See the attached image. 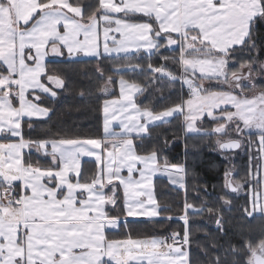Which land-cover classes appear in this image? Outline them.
I'll return each mask as SVG.
<instances>
[{
    "label": "snow or ice",
    "instance_id": "1",
    "mask_svg": "<svg viewBox=\"0 0 264 264\" xmlns=\"http://www.w3.org/2000/svg\"><path fill=\"white\" fill-rule=\"evenodd\" d=\"M261 25L264 0H0V264H190V218L215 210L189 203L183 177L171 178L184 169L157 146L145 147L152 129L173 118L182 119L185 135L249 154L246 179L226 172L217 199L231 211L232 194L248 185L243 217L264 220V88L256 84L264 48L255 38ZM65 52L119 62V96L104 99L102 138L33 140L25 126L50 119L41 102H54L65 87L47 71L46 58ZM157 56L164 63L154 64ZM125 71L148 82H129ZM100 80L105 94L117 83L102 70ZM164 83L178 100L161 110L138 103ZM83 157L94 159L91 176L82 171ZM158 176L185 189L183 232L133 238L129 217L159 226L174 219L156 195ZM224 223L217 216L221 232ZM119 229H129L125 238H110L119 232L109 230ZM230 252L224 264H264V228ZM212 264H221L219 255Z\"/></svg>",
    "mask_w": 264,
    "mask_h": 264
},
{
    "label": "trees",
    "instance_id": "2",
    "mask_svg": "<svg viewBox=\"0 0 264 264\" xmlns=\"http://www.w3.org/2000/svg\"><path fill=\"white\" fill-rule=\"evenodd\" d=\"M87 4L89 0H80ZM257 43L264 48V25L258 26ZM162 51L167 52L166 49ZM154 64L164 63L158 56L152 61ZM47 71L59 76L65 82L63 89H58V97L54 102L44 100L42 106L51 109L50 119H34V127L24 128L26 137L36 139L64 138H102V103L105 96L101 94L100 73L104 76L112 75L117 81L120 76L113 75V66L117 61L107 58H83L70 60L50 59L47 62ZM135 63V61H133ZM147 63L146 60L141 61ZM168 66L179 72L180 69L168 62ZM124 79L141 85L148 81L144 75L124 72ZM261 86V82H259ZM113 86L112 96L116 95V84ZM159 88V90H157ZM166 83L148 88L143 95L138 96V103L142 107L161 110L178 100V96ZM167 141V146H165ZM136 143H139L137 141ZM214 140L202 134L183 136L182 119L173 118L170 123L152 129L151 138L145 141V147L155 145L160 148L173 166L184 168L187 199L196 207L206 205L214 209L213 212L205 210L202 215L190 218L191 235L189 251L190 264H212L216 256H220L221 264L225 258L232 260L230 245L242 243L243 238H256L264 228V220L248 219L243 217L242 207L246 204L247 196H236L232 201L231 211H228L222 201L217 199L224 191V175L227 162L223 153L214 150ZM231 153V152H227ZM249 157L247 154L235 161L237 170L234 179L243 181L248 172ZM85 176H91L95 171V164L85 160L82 164ZM155 188L164 190L167 195V206L171 208L165 216L171 215L174 219L165 222L163 226L152 224L148 219L132 220L131 235L133 238H150L152 236L169 235L173 231L183 232V221L179 217L183 214L182 207L185 199V189L172 188L163 179L155 180ZM223 217L224 231L218 230L215 220L217 216ZM123 218V217H122ZM158 219V218H157ZM118 231L119 235L112 234L110 238L123 239L129 229L109 230L110 233Z\"/></svg>",
    "mask_w": 264,
    "mask_h": 264
},
{
    "label": "rangeland",
    "instance_id": "3",
    "mask_svg": "<svg viewBox=\"0 0 264 264\" xmlns=\"http://www.w3.org/2000/svg\"><path fill=\"white\" fill-rule=\"evenodd\" d=\"M63 57L67 58L66 55H64V56H54V55L49 54L48 57L46 58V61L50 60V59L59 60V59H62ZM72 58L73 59H83V58H95V57H86V56H83L82 54H80V55H74ZM67 59H69V58H67ZM259 82L262 83L261 86H259L260 85V84H258ZM256 84L259 87L264 88V76H257L256 77ZM109 90H112V86L109 87ZM101 94L102 95H106L105 93H102V92H101ZM249 95H251V93H249ZM204 126L208 127V124L206 123ZM182 132H183V129H182ZM197 134H199V133H189L187 135H197ZM183 136H186V135L183 133ZM212 139L214 140V143H213L214 144V150L218 151L216 140H215V138H212ZM245 154H247V153H246V151L244 149H240V150H237V151L231 152V153L222 154V157L227 162V167H226L225 173L228 172V171H231L232 174H233V178H234V176H235V174L237 172V170H235L236 168H235L234 163H235V161H237V159L239 160ZM247 155L249 157V154H247ZM251 155H255V152L251 153ZM252 163L255 164V161H252ZM248 167H249V161H248ZM174 173L178 175L177 172L174 171ZM181 175L184 176V181H185V172L181 173ZM224 181H225V175H224ZM253 183H255V182L253 181ZM233 195H236V196H247L248 197L250 195V190L248 188V185H245V188H244L243 191H240L239 193H236V194H233ZM186 248H187V246H186Z\"/></svg>",
    "mask_w": 264,
    "mask_h": 264
},
{
    "label": "crops",
    "instance_id": "4",
    "mask_svg": "<svg viewBox=\"0 0 264 264\" xmlns=\"http://www.w3.org/2000/svg\"><path fill=\"white\" fill-rule=\"evenodd\" d=\"M65 55L67 56V53L66 52H65ZM67 58H68V56H67ZM69 59L70 60H74L73 58H69ZM118 81H119V79L117 80V83H116V91H117L116 92V95L115 96H112V93H113L114 90H113V86L111 85L112 86V90H109L108 93L106 95H104L105 98H116V97L119 96V84H118ZM102 109H103V103H102ZM182 123H183V121H182ZM103 124H104V120H103V111H102V133H103ZM114 127H116V130L119 131L118 125H116ZM103 135H104V133H103ZM85 160L94 162V159L91 158V157H83L81 159V166H82V164H83V162ZM183 175H181V173H178V175H177L173 171V173L171 175V178L172 179H180V177L182 176L183 177V182L185 183L184 176ZM158 178L165 180L167 182V184L169 186H171L172 188H175V189H178V190H184V188H180L178 184H175V185L174 184H171L168 177L158 176V177L155 178V180L158 179ZM155 192H156V195L158 197V200H159V203L161 204V206L163 207V206L167 205V195H166V192L164 190H157L156 188H155ZM128 219H132V220H144V219H147V218H144V217H129Z\"/></svg>",
    "mask_w": 264,
    "mask_h": 264
},
{
    "label": "water",
    "instance_id": "5",
    "mask_svg": "<svg viewBox=\"0 0 264 264\" xmlns=\"http://www.w3.org/2000/svg\"><path fill=\"white\" fill-rule=\"evenodd\" d=\"M221 152H223V153H227V152H235V151H237V150H232V151H222L221 149H219Z\"/></svg>",
    "mask_w": 264,
    "mask_h": 264
}]
</instances>
